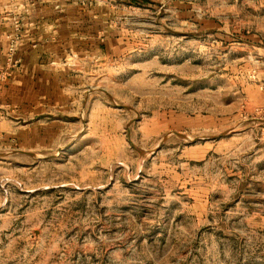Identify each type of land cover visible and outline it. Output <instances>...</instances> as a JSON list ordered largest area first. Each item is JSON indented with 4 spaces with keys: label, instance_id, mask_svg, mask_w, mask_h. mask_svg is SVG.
I'll list each match as a JSON object with an SVG mask.
<instances>
[{
    "label": "rangeland",
    "instance_id": "374dc122",
    "mask_svg": "<svg viewBox=\"0 0 264 264\" xmlns=\"http://www.w3.org/2000/svg\"><path fill=\"white\" fill-rule=\"evenodd\" d=\"M47 1L0 0L17 55L32 10L93 6ZM122 1L99 8L103 59L96 77L73 78L69 109L0 106V264H264V76L244 36L264 23L254 0L245 22L196 1L218 15L211 33L191 0ZM79 22L51 37L79 49Z\"/></svg>",
    "mask_w": 264,
    "mask_h": 264
},
{
    "label": "crops",
    "instance_id": "0c3cea01",
    "mask_svg": "<svg viewBox=\"0 0 264 264\" xmlns=\"http://www.w3.org/2000/svg\"><path fill=\"white\" fill-rule=\"evenodd\" d=\"M80 0H65V3L77 6V2ZM83 1V0H82ZM86 1V0H85ZM93 6L80 7L84 9V12H80L79 17H74L73 14L67 12L69 6L64 5V11L59 14H52L50 10L40 12L37 8L30 13V20L23 24L24 35L18 45V55L21 59L19 67L11 72V78L7 83V86L2 89L0 93V106L6 107L11 112L17 115L38 116L44 113H55L56 111H65L69 109L73 92L72 84L73 78L96 77L98 69V58L103 59V53L105 52L104 40V15L99 9L101 4L108 0H90ZM113 2L123 3L122 0H112ZM121 1V2H120ZM128 8H137L136 5L131 4L130 0H125ZM151 1V0H146ZM198 0H191L193 8H198L197 14H192L193 19L198 22V30L211 33L217 29H220V22L213 12L210 14H201L200 6L194 4ZM48 3L51 1L48 0ZM177 5L184 6L185 0H176ZM207 2H210L208 0ZM248 0H222L224 12L225 8H229V14L224 13V20L232 17L234 19L242 20L247 18L244 7L242 5ZM256 9V18L264 19V0H254ZM37 3V2H36ZM188 3V2H187ZM240 3V9L234 10V15L231 14L235 5ZM114 10L119 9L117 6H112ZM238 9L239 7H235ZM209 11V10H208ZM66 12V13H65ZM213 13V14H212ZM73 19L80 21L79 28L82 34L85 35L86 43H82V47L79 49H72V45L67 40H61L60 35L58 41L55 36L51 37L52 32L55 30L56 22L63 21L62 32L66 34H72L71 27ZM249 23V22H248ZM59 25H61L59 23ZM66 27L68 29H66ZM12 28L8 24L0 21V62L5 64L7 41L10 37ZM55 32V31H54ZM244 33V32H243ZM244 34L249 44H252L255 48L257 64L260 69V74L264 76V23L259 24L255 30V34L250 33L247 30ZM58 34H60L58 32ZM63 35V34H62ZM108 39V38H107ZM253 41V42H252ZM88 56L91 59V65L88 66V60L83 64H79V56L77 52ZM71 54L75 56V61L72 63ZM84 56V57H86ZM71 58V59H69ZM90 68V69H89ZM78 69V70H76ZM254 89V88H253ZM257 93V101L260 105L264 104V93ZM14 98V100L12 99ZM7 121L0 122V137H2L4 126L8 125Z\"/></svg>",
    "mask_w": 264,
    "mask_h": 264
},
{
    "label": "built area",
    "instance_id": "2783aa9c",
    "mask_svg": "<svg viewBox=\"0 0 264 264\" xmlns=\"http://www.w3.org/2000/svg\"><path fill=\"white\" fill-rule=\"evenodd\" d=\"M7 49L5 66L0 64V88L7 81L8 77H10L12 70L21 64V59L17 55V46L12 44L10 48ZM260 89L264 93V82H261ZM262 110L264 111V106ZM0 115L2 116L1 112Z\"/></svg>",
    "mask_w": 264,
    "mask_h": 264
},
{
    "label": "trees",
    "instance_id": "16d2710c",
    "mask_svg": "<svg viewBox=\"0 0 264 264\" xmlns=\"http://www.w3.org/2000/svg\"><path fill=\"white\" fill-rule=\"evenodd\" d=\"M146 0H130L131 4L139 5L141 6L142 3H144Z\"/></svg>",
    "mask_w": 264,
    "mask_h": 264
},
{
    "label": "water",
    "instance_id": "95a60500",
    "mask_svg": "<svg viewBox=\"0 0 264 264\" xmlns=\"http://www.w3.org/2000/svg\"><path fill=\"white\" fill-rule=\"evenodd\" d=\"M177 135H179V136H181V137H183V138H186L184 135H182V134H179V133H177Z\"/></svg>",
    "mask_w": 264,
    "mask_h": 264
}]
</instances>
